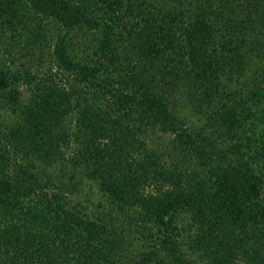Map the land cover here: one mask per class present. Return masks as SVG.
Listing matches in <instances>:
<instances>
[{
  "label": "trees",
  "instance_id": "trees-1",
  "mask_svg": "<svg viewBox=\"0 0 264 264\" xmlns=\"http://www.w3.org/2000/svg\"><path fill=\"white\" fill-rule=\"evenodd\" d=\"M0 25L58 69L0 67L17 118L0 129V264H264V0H0ZM89 180L101 200L74 205Z\"/></svg>",
  "mask_w": 264,
  "mask_h": 264
},
{
  "label": "rangeland",
  "instance_id": "rangeland-1",
  "mask_svg": "<svg viewBox=\"0 0 264 264\" xmlns=\"http://www.w3.org/2000/svg\"><path fill=\"white\" fill-rule=\"evenodd\" d=\"M24 38V37H22ZM83 44H81L82 54L87 55V53L92 54V50L94 49L95 43L90 41V47H87V40L81 39ZM86 48V49H85ZM258 59H254L250 64V70L247 72L245 77L242 79V82L239 84V89H245L250 85V81L254 76H257L259 72ZM0 67L2 68H10L13 71H18L20 73L30 72L35 76H43L44 74H48L49 72L57 71V67L54 65L52 51L48 48H33L27 47L23 39L19 42H13L11 38V31L8 28H5L0 25ZM61 81V80H60ZM66 82V81H65ZM66 85L69 87H74L75 85H79L77 80L73 77L67 79ZM29 85L21 84L23 98L27 99L30 94V90L28 89ZM173 104L171 107L177 110L180 115H183L187 121L192 122L193 124H203L205 120V115L202 112L203 110H194L189 101V97L181 92H177L173 97ZM17 119L15 116L11 114L8 110H2L0 112V123H3V126H0V129H4V125L14 121ZM170 134L166 133H151L150 137H148V142L153 147L159 149L160 151H165L166 147L164 144H172L171 143ZM165 149H164V148ZM169 151V150H167ZM172 155H176L172 154ZM72 188L73 194H71V199L74 205H89L93 207V202L100 201L102 198V194L98 191L97 185L93 184L92 181H86L83 186L79 189ZM69 189V188H68ZM104 200V201H103ZM102 203L105 204V199L103 198ZM126 222V219H124ZM136 242V241H135ZM138 244L143 245V241H137ZM142 247L143 246H139Z\"/></svg>",
  "mask_w": 264,
  "mask_h": 264
}]
</instances>
